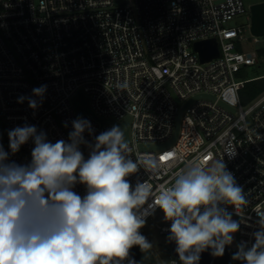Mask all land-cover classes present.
<instances>
[{
  "label": "built area",
  "instance_id": "1",
  "mask_svg": "<svg viewBox=\"0 0 264 264\" xmlns=\"http://www.w3.org/2000/svg\"><path fill=\"white\" fill-rule=\"evenodd\" d=\"M252 5L245 0H0V125L8 132L34 125L55 143L68 141L72 121L84 118L94 132L83 135L94 144L95 136L114 126L95 117L117 124L129 118L133 160L144 152L157 158L175 153L173 162L162 161L172 166L162 168L159 177L143 168L127 177L133 187L137 181L149 180L154 188L174 182L173 174L187 162L210 163L222 156L248 203L239 215L233 205L221 207L240 224L232 234L238 245L247 242L250 248L260 230L254 209L264 208V92L247 105L239 92L264 75H239L264 62L259 54L264 36L252 35L261 46L243 52V27L229 23L247 16L251 29ZM208 39L217 40L219 57L201 62L194 44ZM125 81L128 88L118 89ZM42 85L47 89L37 109L27 99L18 102L21 96L39 101L32 90ZM78 92L89 99L95 117L76 114L72 100ZM180 112L177 137L167 146ZM228 144L235 147L234 158L224 152ZM0 145L10 161L30 162L31 139L15 154L9 143ZM80 150L87 159L89 147ZM73 190L81 197L87 191L79 183ZM154 215L162 221L158 232L168 237L171 221L159 208L146 221Z\"/></svg>",
  "mask_w": 264,
  "mask_h": 264
},
{
  "label": "clouds",
  "instance_id": "2",
  "mask_svg": "<svg viewBox=\"0 0 264 264\" xmlns=\"http://www.w3.org/2000/svg\"><path fill=\"white\" fill-rule=\"evenodd\" d=\"M46 89L32 90L39 101L21 96L18 102L27 99L37 109ZM72 128L68 141L55 143L34 125L10 130L11 154L30 139L34 144L26 164L10 161L0 145V264H121L133 246L142 252L152 248L139 230L156 208L171 221L167 239L176 243L182 264H199L200 254L209 249L212 256H223L240 224L221 205H233L239 215L248 201L222 156L210 163L200 158L187 162L173 174L174 182L154 188L149 180L137 181L133 187L127 177L140 168L159 177L162 168L166 172L172 166L162 161L173 162L175 153L157 158L144 152L133 160L120 126L95 136L94 144L83 135H93L88 120L77 118ZM81 145L90 149L87 159ZM224 152L229 158L236 155L232 144ZM78 183L86 186L83 197L73 190ZM254 210L260 226L255 243L248 248L241 242L232 259L264 264V208ZM128 264L136 262L129 259Z\"/></svg>",
  "mask_w": 264,
  "mask_h": 264
},
{
  "label": "water",
  "instance_id": "3",
  "mask_svg": "<svg viewBox=\"0 0 264 264\" xmlns=\"http://www.w3.org/2000/svg\"><path fill=\"white\" fill-rule=\"evenodd\" d=\"M251 11V34L258 37L264 36V3L255 4L250 7ZM195 51L199 54L201 62H208L214 58L219 57L218 42L216 39H208L204 41H199L194 44ZM72 104L74 106L77 115L91 114L93 113L90 108L89 99L82 93L78 92L73 98ZM181 112L179 113L175 126V134L172 140L167 144L170 145L177 137L178 126L180 120ZM95 117V116H94ZM95 119L100 124L110 123L113 125H118L125 130V138L128 140V123L129 118L125 120L124 123L117 124L115 121H106L95 117ZM166 146V145H165ZM163 146H141L143 149H157ZM167 245L170 248L171 256L180 260L179 255L176 252V243L174 241H167ZM231 256L228 246H225V251L223 256L214 257L211 255V249L206 250L200 254L199 264H230ZM234 264H246L242 260H234Z\"/></svg>",
  "mask_w": 264,
  "mask_h": 264
},
{
  "label": "rangeland",
  "instance_id": "4",
  "mask_svg": "<svg viewBox=\"0 0 264 264\" xmlns=\"http://www.w3.org/2000/svg\"><path fill=\"white\" fill-rule=\"evenodd\" d=\"M264 0H245V4L247 6L251 4L260 3ZM250 24V19L247 16H242L234 19L229 23L230 26H238L243 27L244 37L246 41L242 44L243 52L254 51L261 46V44H255L252 42V34L248 25ZM264 75V62L260 63L259 66L244 68L240 72L241 79H249L254 77H259ZM8 130L0 125V142L9 143ZM162 224V221L158 217V215L152 216L150 220H147L145 225L139 230L142 235H144L147 240L152 244V248L150 249L151 253L154 256L157 264H169L171 259H176L171 256L170 248L167 245V236L161 235L158 232L157 227ZM238 242L236 235H233V242L231 244V264H234V260L232 256L238 250ZM178 264H182V262L176 259Z\"/></svg>",
  "mask_w": 264,
  "mask_h": 264
},
{
  "label": "trees",
  "instance_id": "5",
  "mask_svg": "<svg viewBox=\"0 0 264 264\" xmlns=\"http://www.w3.org/2000/svg\"><path fill=\"white\" fill-rule=\"evenodd\" d=\"M259 54H264V48L259 51ZM264 92V78L248 82L244 88L239 92L240 101L243 105L255 100ZM134 260L136 264H157L153 254L150 250L142 252L139 246H133L129 250V257L126 258L121 264H128V260Z\"/></svg>",
  "mask_w": 264,
  "mask_h": 264
}]
</instances>
